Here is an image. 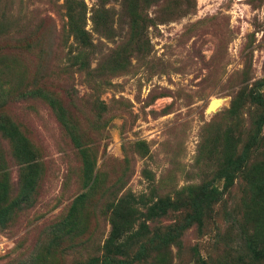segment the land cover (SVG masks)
<instances>
[{
    "label": "rangeland",
    "instance_id": "374dc122",
    "mask_svg": "<svg viewBox=\"0 0 264 264\" xmlns=\"http://www.w3.org/2000/svg\"><path fill=\"white\" fill-rule=\"evenodd\" d=\"M0 264H264V0H0Z\"/></svg>",
    "mask_w": 264,
    "mask_h": 264
},
{
    "label": "bare ground",
    "instance_id": "6f19581e",
    "mask_svg": "<svg viewBox=\"0 0 264 264\" xmlns=\"http://www.w3.org/2000/svg\"><path fill=\"white\" fill-rule=\"evenodd\" d=\"M219 106V101L218 100H213L210 103V108L207 110L208 112H212L214 110H216V108Z\"/></svg>",
    "mask_w": 264,
    "mask_h": 264
},
{
    "label": "water",
    "instance_id": "95a60500",
    "mask_svg": "<svg viewBox=\"0 0 264 264\" xmlns=\"http://www.w3.org/2000/svg\"><path fill=\"white\" fill-rule=\"evenodd\" d=\"M210 108V105H209V107H208V109Z\"/></svg>",
    "mask_w": 264,
    "mask_h": 264
}]
</instances>
